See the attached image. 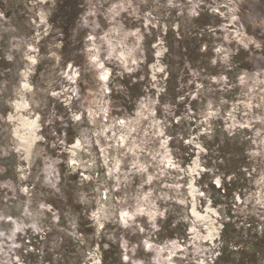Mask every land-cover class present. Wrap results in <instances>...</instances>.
<instances>
[{"label": "rangeland", "instance_id": "374dc122", "mask_svg": "<svg viewBox=\"0 0 264 264\" xmlns=\"http://www.w3.org/2000/svg\"><path fill=\"white\" fill-rule=\"evenodd\" d=\"M0 264H264V0H0Z\"/></svg>", "mask_w": 264, "mask_h": 264}]
</instances>
